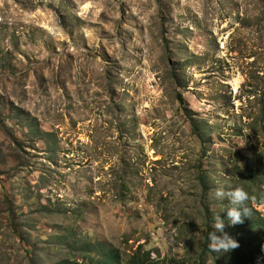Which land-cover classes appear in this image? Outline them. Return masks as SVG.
Returning <instances> with one entry per match:
<instances>
[{"label": "rangeland", "instance_id": "rangeland-1", "mask_svg": "<svg viewBox=\"0 0 264 264\" xmlns=\"http://www.w3.org/2000/svg\"><path fill=\"white\" fill-rule=\"evenodd\" d=\"M257 188L264 0H0V264H195L217 214L253 239Z\"/></svg>", "mask_w": 264, "mask_h": 264}, {"label": "trees", "instance_id": "trees-1", "mask_svg": "<svg viewBox=\"0 0 264 264\" xmlns=\"http://www.w3.org/2000/svg\"><path fill=\"white\" fill-rule=\"evenodd\" d=\"M238 172L241 174H248L250 177L247 181V190L249 192V188H251V184L252 183V177H251V171L250 170H242L238 168ZM256 195L255 199L253 200L256 203H264V190L257 188L256 189ZM251 211H253L252 209H250ZM254 214H257L256 217V225L255 229H254V237L253 239L249 240L247 237V241L246 243H241L240 241V237L235 238L234 235V239L238 241L239 247H237L236 249L227 252L230 253V257L229 259L223 263V264H264V234L261 233V229L264 230V216L261 217V215L254 211ZM213 219L211 217V215H207L206 216V224L208 229H211V223H212ZM244 224V223H243ZM253 224H250V230H252ZM237 227H239L240 225L237 224L235 225ZM235 226H230L229 227V232H231V234H234V230H235ZM233 230V231H232ZM210 230L207 231L203 241H202V246H201V253L199 254V256L192 261L191 263H195V264H205V259L204 256L205 254L209 253L211 254V260L213 262V264H221V260H218V254L217 253H213L209 250V241H208V234H209ZM238 234V232H237ZM58 241L60 242L61 245H63L64 243V237H59ZM87 245V243H83V245ZM88 249H91V247H88ZM81 250H86V248H81ZM98 253L99 255L93 257L91 256L89 253L83 254L81 257L82 258H87V261L89 264H122V262L120 261V256L118 254V252L112 248H107L103 245H98ZM244 253H246L248 255V262H244V258H238L236 255L241 254L244 255ZM61 264H79L75 261H66V259L62 260ZM124 264H154V262L151 260L150 255L148 253H140V250L136 251L135 253H133L132 256L129 257V259H127L125 261Z\"/></svg>", "mask_w": 264, "mask_h": 264}, {"label": "clouds", "instance_id": "clouds-1", "mask_svg": "<svg viewBox=\"0 0 264 264\" xmlns=\"http://www.w3.org/2000/svg\"><path fill=\"white\" fill-rule=\"evenodd\" d=\"M214 196L217 200L222 201L227 199L229 201V206L222 210H226V217L229 226L241 224L244 222L245 218L249 217L251 208L249 209L247 207L246 202L249 201L250 196L243 187L235 186L228 190H225L224 187H219L215 190ZM252 202L254 201L252 200ZM260 204L264 207V203ZM252 224H256V221ZM212 229L213 230L208 234L209 250L211 252L217 254L227 253L239 247L238 241L225 232V220L222 219L219 214L214 217ZM261 233L264 234L263 229H261Z\"/></svg>", "mask_w": 264, "mask_h": 264}]
</instances>
